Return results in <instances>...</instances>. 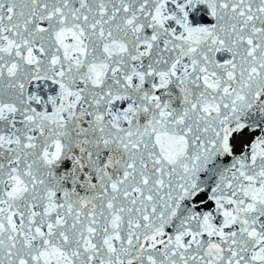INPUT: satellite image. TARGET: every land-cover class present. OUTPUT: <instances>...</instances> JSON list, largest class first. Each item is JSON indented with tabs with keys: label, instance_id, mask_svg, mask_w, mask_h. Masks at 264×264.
<instances>
[{
	"label": "snow or ice",
	"instance_id": "6c2138e0",
	"mask_svg": "<svg viewBox=\"0 0 264 264\" xmlns=\"http://www.w3.org/2000/svg\"><path fill=\"white\" fill-rule=\"evenodd\" d=\"M0 264H264V0H0Z\"/></svg>",
	"mask_w": 264,
	"mask_h": 264
}]
</instances>
